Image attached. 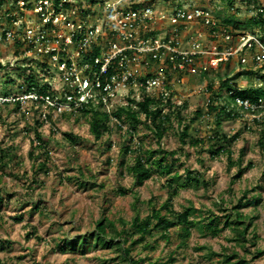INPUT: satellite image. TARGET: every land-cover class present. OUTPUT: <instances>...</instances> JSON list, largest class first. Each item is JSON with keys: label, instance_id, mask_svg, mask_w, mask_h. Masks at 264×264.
Here are the masks:
<instances>
[{"label": "rangeland", "instance_id": "rangeland-1", "mask_svg": "<svg viewBox=\"0 0 264 264\" xmlns=\"http://www.w3.org/2000/svg\"><path fill=\"white\" fill-rule=\"evenodd\" d=\"M135 2H139L142 8L150 6L156 12L157 16L141 27L146 31L155 28L156 35L160 36L172 29V13L178 7L211 8L213 12L211 11L210 15L216 20L219 30H222L224 26L222 20L226 16L238 24L237 26L230 24V30L249 32L256 27L252 23V10L255 5L249 0H135ZM84 5L91 9L97 7L91 0H86ZM15 6L13 5V8ZM7 8V6L1 8L0 27L12 25L4 14ZM10 8L12 11V6ZM125 8H130V4L125 5ZM22 13L24 15L21 11L16 14L21 17L20 24L38 27L39 23L34 20V13L28 10H23ZM181 31L185 48L191 46L186 36L189 37L196 31L203 34L204 43L209 40L208 29L201 22L183 24ZM1 39L0 148L12 145L13 149L12 159L6 165L0 160V193L3 198L0 200V259L6 261V264H128L121 259L119 249L106 248L101 243H96L95 238L91 236L95 232L96 222L107 217L115 220L117 227L120 228L122 225L119 218L123 217L129 221L135 213L134 193L139 198L137 206L141 214L145 215L149 211L146 202L151 197L157 206L169 197L171 192L168 185L169 176L155 170L152 177L142 185H135L134 177L127 169V166L133 163V158H130V154L125 155L122 150L128 140L127 134L119 138V130L114 129L112 132L108 131L100 140H96L90 132L89 115H81L75 110L59 114L55 110L37 106L32 100L27 99L25 87L20 86L23 84L20 74L27 75L30 68L35 75L59 91L63 90L60 82L65 78L54 71L53 64L52 68L50 67L51 72L42 68V59L47 61L48 66L51 65L45 52L16 55L14 42ZM234 41L236 39L231 41L230 46L234 45ZM217 43L212 40L206 48L217 46ZM225 49L226 47L222 51ZM233 56L227 64L222 63L217 67L209 66V55L200 57L196 60L198 68L195 74H186L181 82L172 83L175 92L172 93L176 94L175 100L178 104L182 102L179 107L181 116L186 122H190V135L203 138L206 146L201 148L196 144H182L181 128L176 126L174 119L173 125H166V131L161 139L164 150L175 152L173 156L165 155L172 163L170 177L178 174L173 187L186 181L187 170L193 175H198L202 182L199 186L190 183L181 186L178 193L172 196L174 209L180 211L192 204L203 212L191 216L196 220H201V217L209 214L208 210L211 209L218 215L217 226L220 232L215 235L211 231H201L198 226L192 227L187 245L179 247L177 228L172 227L169 240L155 235L149 239L150 246L144 243L134 246L131 251L134 259L145 258L166 264H223L218 256L207 251L211 248L217 252L223 246H234L251 259L250 252L229 240L233 233L228 227H223L224 217L220 218L222 214L231 212L230 209L222 211L220 208H230L236 204L245 190H250V195H261L260 204L256 207L240 209L256 216L251 227L257 236L256 246L247 243L245 247L251 251L256 248L264 249V146H260L259 143L264 122L256 124L250 120L251 115L241 114L235 118H225L218 126L215 111L207 110L206 102L210 95L217 93L223 100H231V97L226 95L228 94L226 87L223 90L217 87L220 77L231 76L234 84L244 89L242 97H249L255 91L259 92L252 90L255 80L249 63L251 60H247V64L241 63L237 56ZM207 84L211 85V89H207ZM15 96L20 99L19 106L12 104ZM5 100L10 102L9 106L3 104L7 102ZM217 102L215 99V103ZM182 104L185 105L181 107ZM197 108L203 111L202 115L191 121L190 118ZM234 109L240 112L238 108ZM99 112V116L104 118L103 112L100 110ZM44 113H50L51 119L41 116ZM36 120H44L43 125L38 127L42 134L39 140L41 145L34 132ZM145 123L146 121L135 123L137 131L134 140L131 141L133 149L138 144L144 148H157L156 138ZM247 123H251L250 128H247ZM64 132H72L75 142H70ZM216 132L228 136L229 141L225 144L231 145L235 159L239 156L240 149L245 150L241 177L236 175L238 171L236 165L228 166L225 153L217 156L211 154L209 144L213 142L208 143L207 139H212ZM235 134L238 137L231 140ZM113 139L116 141L114 145L112 142L109 143V140ZM32 149L33 156L30 154ZM157 150L155 156L159 153V149ZM121 161H124L126 166L121 164ZM42 163L45 166L38 169ZM121 189L126 193L121 194ZM202 220L206 222L205 219ZM28 233L32 235L28 236ZM75 238H80L78 245L74 248L66 245V239ZM84 238L86 242L82 245ZM202 246H206L207 249H200ZM171 252H174L175 263L168 259ZM251 263L264 264V254L252 258Z\"/></svg>", "mask_w": 264, "mask_h": 264}, {"label": "built area", "instance_id": "built-area-1", "mask_svg": "<svg viewBox=\"0 0 264 264\" xmlns=\"http://www.w3.org/2000/svg\"><path fill=\"white\" fill-rule=\"evenodd\" d=\"M91 1L96 8L84 5L86 0H5L0 4V11L2 7H8L4 14L12 24L11 27H0V39L13 41L19 37L23 47L16 55L45 52L51 65L42 59V68L51 72L53 64L54 71L65 78L60 82L62 91L43 80L53 89L54 95L31 91L25 94L27 99L41 100L43 108L59 114L82 107L100 110L108 114L110 126L121 127L119 138L120 134L122 137L127 134L134 140L137 130L127 133L130 124L125 122V115H116L117 108L124 106L138 111L145 97L161 100L163 104L170 97V105L166 103L164 112L176 111L182 102L178 104L175 100L172 83L181 82L186 74H195L196 60L200 57L209 55V66L216 67L227 64L233 55L241 63L247 64L246 61L251 60L253 87L264 92V0H249L255 5L252 23L256 27L253 31H233L226 23L219 30L210 15L211 8L178 7L172 13V29L161 36L156 35L155 28L146 31L141 27L157 16L150 6L142 8L135 0ZM128 4L130 8L126 9ZM23 10L34 13V20L39 23L37 28L20 24L21 17L16 14L21 11L24 15ZM190 22L203 23L208 29L209 40L204 43L203 34L196 31L186 36L191 46L185 48L181 29L183 24ZM220 38L223 40L219 41ZM234 39V45L230 46ZM212 40L218 41L217 46L206 48ZM230 77L226 75L222 79ZM232 80L230 78L229 86H226V95H233V101L227 104L228 109L238 108L237 117L249 114L250 120L256 124L264 122V93L254 100L237 95L235 89L242 87ZM224 102L220 99L217 103ZM139 117L145 121L144 114ZM250 125L247 123V128ZM111 142L116 143L115 139Z\"/></svg>", "mask_w": 264, "mask_h": 264}, {"label": "trees", "instance_id": "trees-1", "mask_svg": "<svg viewBox=\"0 0 264 264\" xmlns=\"http://www.w3.org/2000/svg\"><path fill=\"white\" fill-rule=\"evenodd\" d=\"M5 0H0V4ZM223 23L226 24H233L237 26L238 24L229 17L223 18ZM14 52L18 53L19 49L23 47V43L19 37L14 38ZM153 60V59H152ZM21 69V67H20ZM22 78L23 84L21 87H25L24 91L26 93L34 91L42 95H54L53 89L43 83V80L34 74L33 69L30 68V72L27 75L20 74ZM229 79L230 78H219L220 83L218 85V89L223 90L226 86H229ZM232 88V87H229ZM252 90H258V93H253L249 98L256 99L259 96L263 95V91L261 89H257L253 87ZM207 89H211V85L207 84ZM244 89L237 88L235 89V94L240 95L242 94ZM23 91V90H22ZM233 96H228L229 98ZM226 98V96L224 97ZM215 99L219 101L222 99V96L218 95L217 93L210 95V101L207 104V110L214 112L217 125H221L225 118H235L237 116L236 110L228 109L227 104H229L230 100H224V103H215ZM20 99L18 96H15L13 99L12 104L20 105ZM33 103L38 104L41 106L42 101H34ZM8 100L7 102H3V104L9 106ZM170 105V97L167 99V102ZM165 104L161 100H154L150 97H145V100L140 103V108L138 111L131 110L128 108L120 107L117 110V115L122 116L125 114L126 119L128 122H131L129 125V131L127 133H132L137 130V126L135 123L141 121L140 114H144L145 121L147 124L148 129L150 132L153 133L154 137L156 138L157 148L146 147L138 144L135 149L131 147V141H133V136L129 135L128 140L123 145V153L125 155L130 154V158H133V163L127 166L128 172L134 177V184L135 185H142L146 180L152 177V174L155 170L160 171L167 176L168 178V185L169 190H171L169 197L165 199L164 202L157 204L154 202V199L151 197L146 203L148 204L149 211L142 215L140 212L137 203L139 202L138 196L134 193V209L135 213L133 217L128 221L123 217L119 218L121 223V227L118 228L116 225L115 220H110L107 217L100 218L96 222L95 232L91 235L95 238L96 243H101L104 247L110 248L115 247L119 249L120 257L122 260L127 261L128 264H166L161 261H150L149 259L145 258H137L134 259L131 256V251L134 246L138 243H144V245L150 246L151 241L149 239L154 238L155 235H159V237H163L165 240H169L171 236L170 229L172 227L177 228V233L179 237L178 246H186L188 240L192 234V227L198 226L200 230L211 231L212 234H218L220 232V228L217 226V217L218 215L215 214L214 211L211 209L208 210L209 214L203 215L201 220L192 219L191 216L194 214H203V212L196 208L194 205H189L185 207L183 210H175L173 207L172 196L176 195L181 186H185L187 183L193 184L195 186H199L202 182L198 175H193L190 170L186 171V181L182 184L179 183L176 187L174 182L178 179V174L175 173L173 176L170 177V173L172 171V163L170 160H167L165 157L166 154L174 155V151L164 150L161 146V139L166 131V125H173V118L176 121V126H180V139L182 144L189 143L191 145L196 144V146H201V148L206 146V142L203 138H198L190 135L189 133V124L190 122H186L185 119L181 116V108L176 109V111H166L164 112ZM185 104H182L183 107ZM154 106V107H152ZM80 112L81 115H89V125H90V132L94 135L96 140H100L104 137L106 133L112 132L115 130H121L120 126H110L108 123L109 117L107 114H104L105 117L101 118L99 116L100 112L93 111L88 107H82L81 109L77 110ZM202 110L197 108L195 113L192 115L190 120H195L197 117L202 115ZM64 113V112H63ZM45 118H50V113L44 114ZM42 116V114H41ZM43 121L36 120V127L34 128L35 136L37 141H39L42 137L41 132L38 130V127L43 125ZM55 130H53L54 132ZM50 131V133H53ZM54 134V133H53ZM65 137L70 142H75V137L72 132H64ZM120 137L121 134H120ZM237 134L233 136L231 140L237 138ZM228 136L226 134H221V132H216L215 135L212 136V139H207V142L210 143V152L212 155L217 156L220 154H226L227 156V163L229 167L236 165L238 167V171L236 173L237 177H241L243 174L244 167L242 166L243 156L245 150H239V156L235 159L233 157L234 150L231 148V145H226L225 142H228ZM111 143V140H109ZM260 146H264V130H261V140H259ZM42 143L39 141V145ZM35 146H37L35 144ZM41 148V146H38ZM12 145H8L6 148H0V160L6 165L10 159H12ZM159 153L155 156L156 151ZM31 156L34 154V149L30 151ZM121 164L125 165L124 161H121ZM45 165L40 164L38 169L44 167ZM251 165H249L250 167ZM201 182V183H200ZM255 191V190H252ZM250 190H245L242 193V196L239 198L236 204L232 205L230 208H223L220 209L222 211H227L228 209L231 210L228 214H222L220 218L224 219L223 227H228L231 232L233 233L232 237L229 239L230 241H234L235 245H240L246 249L247 252L252 254V258L260 257L264 254V249L256 248L255 250H250L245 247L247 243H250L252 246H256V238L257 236L252 231L251 227L253 225V219L256 216L250 215L249 213L240 210L241 208H245L248 206L256 207L259 202L261 201V195L258 194L250 195ZM120 193H126L123 189L120 190ZM2 198V194L0 193V200ZM259 199V200H258ZM1 218V214H0ZM205 219L206 222H202ZM219 219V218H218ZM32 235V233H28V236ZM86 237V236H85ZM80 238H75L73 240H65L66 245H70L74 248L78 245ZM86 242V238L82 241V245ZM207 249L206 246L200 247V249ZM207 251L214 255L218 256L221 259L223 264H252L251 259L247 258L246 255L240 253L234 246H223L220 251H214L211 248L207 249ZM174 252L169 254V261L171 263H175L176 258L173 256ZM0 264H6V261L0 259Z\"/></svg>", "mask_w": 264, "mask_h": 264}, {"label": "clouds", "instance_id": "clouds-1", "mask_svg": "<svg viewBox=\"0 0 264 264\" xmlns=\"http://www.w3.org/2000/svg\"><path fill=\"white\" fill-rule=\"evenodd\" d=\"M120 107L125 108L124 106H120ZM120 107H119V108H120ZM119 108H117V110H118ZM91 110H93V109H91ZM117 110H116V115H117ZM93 111H97V112H99V110H93ZM103 113H104V114H107V113H105V112H103ZM107 115H108V114H107ZM123 115H125V114H123ZM123 115H122V116H123ZM117 116H118V115H117ZM122 116H119V117H122ZM108 117H109V116H108ZM125 121L128 122L126 118H125ZM108 123H109V120H108ZM151 133H152V132H151ZM152 134H153V133H152Z\"/></svg>", "mask_w": 264, "mask_h": 264}]
</instances>
